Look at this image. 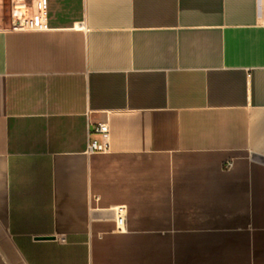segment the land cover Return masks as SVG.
I'll list each match as a JSON object with an SVG mask.
<instances>
[{"label":"crops","instance_id":"0c3cea01","mask_svg":"<svg viewBox=\"0 0 264 264\" xmlns=\"http://www.w3.org/2000/svg\"><path fill=\"white\" fill-rule=\"evenodd\" d=\"M45 3L0 30V264H264V4Z\"/></svg>","mask_w":264,"mask_h":264},{"label":"built area","instance_id":"2783aa9c","mask_svg":"<svg viewBox=\"0 0 264 264\" xmlns=\"http://www.w3.org/2000/svg\"><path fill=\"white\" fill-rule=\"evenodd\" d=\"M264 4V0H260ZM10 14L12 16L11 31H44L47 30L46 20V3L45 0H9ZM261 24L264 26V10L261 16ZM92 132L99 134L104 140L109 139L110 126L109 123H99L92 127ZM109 152L108 142L99 144L98 141L89 143L87 153H107ZM231 163L226 165V169H230ZM126 208L118 207L115 210L117 230L119 232L125 231L126 222Z\"/></svg>","mask_w":264,"mask_h":264},{"label":"rangeland","instance_id":"374dc122","mask_svg":"<svg viewBox=\"0 0 264 264\" xmlns=\"http://www.w3.org/2000/svg\"><path fill=\"white\" fill-rule=\"evenodd\" d=\"M11 23L9 0H0V30L7 29L11 26Z\"/></svg>","mask_w":264,"mask_h":264}]
</instances>
